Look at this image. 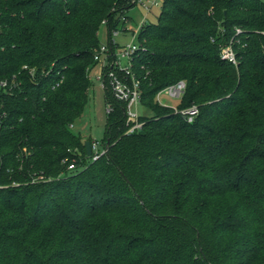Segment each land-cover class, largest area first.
<instances>
[{
    "label": "trees",
    "instance_id": "obj_1",
    "mask_svg": "<svg viewBox=\"0 0 264 264\" xmlns=\"http://www.w3.org/2000/svg\"><path fill=\"white\" fill-rule=\"evenodd\" d=\"M129 6L0 0V264H264V2L162 0L133 61L151 114L126 133L104 81L93 159L69 127ZM180 79L191 121L156 100Z\"/></svg>",
    "mask_w": 264,
    "mask_h": 264
},
{
    "label": "built area",
    "instance_id": "obj_2",
    "mask_svg": "<svg viewBox=\"0 0 264 264\" xmlns=\"http://www.w3.org/2000/svg\"><path fill=\"white\" fill-rule=\"evenodd\" d=\"M130 4L129 7L120 10L119 12V24L111 31L106 29V40L100 42L98 47L94 50L93 60L96 62L97 72L96 78L100 80L101 84L104 81L111 86L114 96L119 100L125 102V115H126V133H133L140 129L143 125V121L139 120L138 107L141 106L140 98L141 91L139 87V78L137 77L133 69L134 54L139 48L138 34L143 25H145L149 19L148 13L151 12L152 7L161 4V0H127ZM135 5H141L145 10V14L135 24L130 23V16L126 14L128 8H132ZM105 25L106 23L103 22ZM130 34V40L126 43H119L116 40V36L119 34ZM221 58L235 64V53L230 44L222 46L220 49ZM26 67V65L24 66ZM4 85V83L2 84ZM185 89V81L180 79L174 83H171L162 88L156 94V100L161 105H167L161 101L160 94H164L166 97L180 100ZM177 105V104H176ZM171 106L175 112L180 113L187 121H191L197 114V107L191 105L184 108H177V106ZM170 106V105H168ZM111 108L108 106L106 111ZM98 141L91 140L90 148L92 158L95 159L105 151V147L101 145V149L97 151ZM68 168H73V164H69Z\"/></svg>",
    "mask_w": 264,
    "mask_h": 264
},
{
    "label": "rangeland",
    "instance_id": "obj_3",
    "mask_svg": "<svg viewBox=\"0 0 264 264\" xmlns=\"http://www.w3.org/2000/svg\"><path fill=\"white\" fill-rule=\"evenodd\" d=\"M162 1V0H161ZM264 2V0H262ZM160 5L154 6L147 17L150 21H156ZM126 14L130 16V23L135 24L145 14V10L141 5H135L132 8H128ZM98 37L100 42L106 40L105 25L101 24ZM130 34H119L115 38L119 43H126L130 40ZM97 67L93 66L89 72L90 88L88 91V99L83 107V110L78 118L74 120L69 129L72 133L79 135L84 141L87 139L96 140L101 143L104 135V128L106 122V105L104 99V90L100 80L96 78ZM161 101L167 105L174 106L177 104L176 99L166 97L164 94H160ZM139 114L150 115L151 111L142 106L138 107ZM97 145V151L101 149V145Z\"/></svg>",
    "mask_w": 264,
    "mask_h": 264
},
{
    "label": "water",
    "instance_id": "obj_4",
    "mask_svg": "<svg viewBox=\"0 0 264 264\" xmlns=\"http://www.w3.org/2000/svg\"><path fill=\"white\" fill-rule=\"evenodd\" d=\"M84 145H85L86 154L90 155V152H91L90 142L88 140H85Z\"/></svg>",
    "mask_w": 264,
    "mask_h": 264
}]
</instances>
